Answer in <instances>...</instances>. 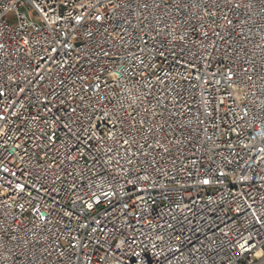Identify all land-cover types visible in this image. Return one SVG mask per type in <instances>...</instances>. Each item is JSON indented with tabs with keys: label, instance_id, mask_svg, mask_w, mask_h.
I'll return each instance as SVG.
<instances>
[{
	"label": "built area",
	"instance_id": "2783aa9c",
	"mask_svg": "<svg viewBox=\"0 0 264 264\" xmlns=\"http://www.w3.org/2000/svg\"><path fill=\"white\" fill-rule=\"evenodd\" d=\"M0 264H264V0H0Z\"/></svg>",
	"mask_w": 264,
	"mask_h": 264
}]
</instances>
